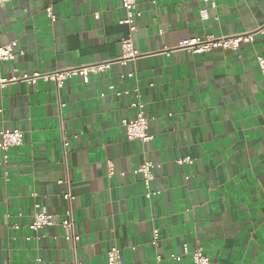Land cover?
I'll return each mask as SVG.
<instances>
[{
    "label": "crops",
    "instance_id": "crops-1",
    "mask_svg": "<svg viewBox=\"0 0 264 264\" xmlns=\"http://www.w3.org/2000/svg\"><path fill=\"white\" fill-rule=\"evenodd\" d=\"M137 2L134 43L144 56L88 83L68 79L60 90L42 79L0 88V130L24 133L7 158L0 151V264H104L112 246L121 248L123 264H192L197 246L215 264H264V75L257 61L264 35L235 51L176 49L182 39L255 29L264 23V0H218L209 18L200 14L206 0ZM125 14L123 0L0 4V46L17 40L25 51L0 64V78L15 69L53 71L118 58L131 33L120 23ZM135 88L154 135L147 143L127 139L121 124L138 109L130 106L134 93L116 91ZM185 156L194 163L178 164ZM145 161L159 166L158 194L150 200L133 172ZM60 180L70 181L76 196L77 244L64 239ZM38 202L54 225L34 231Z\"/></svg>",
    "mask_w": 264,
    "mask_h": 264
},
{
    "label": "built area",
    "instance_id": "built-area-1",
    "mask_svg": "<svg viewBox=\"0 0 264 264\" xmlns=\"http://www.w3.org/2000/svg\"><path fill=\"white\" fill-rule=\"evenodd\" d=\"M12 0H0V4L8 3ZM207 8L200 10V14L203 18H209L211 16L210 10H215L218 7V0H206ZM123 8L125 9V17L120 20L121 24H126L130 28V35L124 37L121 40V55L116 59H110L108 61L84 64L75 67H67L63 69H56L53 71H20L15 69L14 73L7 78H0V88L5 87L11 83H22L27 82L31 84H36L39 80L52 81L55 83L58 90L65 86L68 79L74 77H80L84 82L88 83L91 80L92 75L102 74L111 69V67L119 63L123 66L127 65L128 62L139 59L144 56L138 50L134 43V34L138 30L137 20L141 16V11L137 0H123ZM46 13L52 22L57 21V14L55 13L53 6H48L46 8ZM96 19L100 18V13H95ZM264 35V23L259 25L253 30L231 34V35H220L216 36L214 34H207L203 37L195 36L187 39H182L176 49L187 51L192 55H202L211 52L215 49L224 50H238L244 44H254L259 36ZM166 51H171L166 49ZM18 53L24 55L25 51L19 48V43L17 40H13L4 45L0 46V64L5 61H14L17 58ZM257 61L262 74L264 75V56H258ZM124 76L131 77L133 73H128ZM153 86V84H150ZM113 85L110 89H113ZM135 94V99L131 101L130 106L132 108H137L138 112L132 117H125L121 120L122 126L125 128L126 137L129 140H139L143 143L150 142L154 139V135L150 132L149 128V117L147 116L145 106L140 101L141 91L139 88L124 91H116V95L119 97L130 96ZM24 143V133L21 129H8L2 128L0 130V151H2L7 158V151L11 147H20ZM68 143L65 142V145ZM177 163L184 165L186 163H194V159L191 156L180 157ZM109 166V175L115 173L114 168L110 160L107 161ZM159 166L152 161L143 162L138 168L134 169L133 172L139 175L145 187V197L150 200L158 192L153 188V182L155 181L156 174L155 171ZM60 184H65L66 189L63 193V197L67 202V208L64 212L63 219L61 221L62 227L66 230L64 239L70 243L77 244L81 236L75 232V220L73 217V202L76 198L74 195L71 183L68 180H60ZM36 212L33 221L30 223L29 227L38 231L45 227L54 225V215L48 213L42 209L41 203L35 204ZM18 227V225H15ZM159 229H154L152 244L154 246L159 245ZM185 251H188L187 245L184 247ZM162 255H157V259L161 260ZM171 259L180 261L181 257L179 255H171ZM76 264H81L76 262ZM104 264H123L122 250L118 246H112L107 251V261ZM192 264H215L207 256L202 246H197L192 251Z\"/></svg>",
    "mask_w": 264,
    "mask_h": 264
}]
</instances>
